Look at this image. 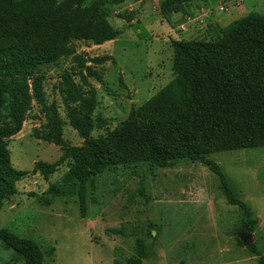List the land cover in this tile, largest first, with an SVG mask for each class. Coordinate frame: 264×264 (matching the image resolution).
<instances>
[{
  "label": "rangeland",
  "instance_id": "374dc122",
  "mask_svg": "<svg viewBox=\"0 0 264 264\" xmlns=\"http://www.w3.org/2000/svg\"><path fill=\"white\" fill-rule=\"evenodd\" d=\"M251 15L264 18V0H0V47L40 61L28 78L22 127L4 140L14 171L5 179L16 193L3 202L0 229L35 242L44 264H126L138 256L142 264H258L238 241L245 213L227 202L215 173L188 159H155L117 133L132 110L180 109L169 89L177 83L175 41H220ZM91 139L108 150L86 183L83 210L78 162L65 151L84 149L88 171ZM232 145L214 143L208 158L264 222V146ZM39 163L52 172L35 170ZM53 187L62 195L50 196ZM258 228L252 237L263 254ZM0 264L26 262L0 241Z\"/></svg>",
  "mask_w": 264,
  "mask_h": 264
},
{
  "label": "trees",
  "instance_id": "16d2710c",
  "mask_svg": "<svg viewBox=\"0 0 264 264\" xmlns=\"http://www.w3.org/2000/svg\"><path fill=\"white\" fill-rule=\"evenodd\" d=\"M173 46L177 83L169 89L181 99L180 109L168 115H156L157 105L132 110L117 131L118 136L138 143L155 159L171 164L188 159L207 166L219 177L227 202L245 213L241 234L253 235L259 219L232 191L221 166L208 155L214 143L234 144L231 149L264 146V18L251 15L233 23L217 42L175 41ZM39 65V60L27 57L20 48L0 47V211L4 200L16 193L5 179V175L14 171L4 140L22 127L30 103L28 78ZM35 82H39L35 94L41 96L39 77ZM180 82L183 86H179ZM87 118L89 120V116ZM75 126L83 131L80 121ZM219 135L225 137L221 139ZM43 138L59 145L63 143L53 135ZM86 150L92 163L88 171L85 170L84 149L65 151L66 157L71 156L78 162L76 173L83 210L86 183L104 166L108 147L105 141L91 139L87 141ZM52 167L39 163L35 170L49 175ZM60 194L62 192L55 187L49 191L53 197ZM0 241L21 255L26 264H44L43 253L32 240L0 229ZM247 248L257 257L258 264H264V255L255 243ZM126 264H142L141 258L130 259Z\"/></svg>",
  "mask_w": 264,
  "mask_h": 264
},
{
  "label": "crops",
  "instance_id": "0c3cea01",
  "mask_svg": "<svg viewBox=\"0 0 264 264\" xmlns=\"http://www.w3.org/2000/svg\"><path fill=\"white\" fill-rule=\"evenodd\" d=\"M260 204L261 205H264V202L262 203L261 201H260ZM252 209H253V211L255 212V214H256V216L258 217V219H259V228H258V230L261 232V234H262V236L264 237V222H263V220H262V216L260 215V214H258V212L255 210V208L252 206L251 207ZM260 215V216H259ZM255 241V240H254ZM262 253H263V255H264V251H262ZM254 260H256L255 259V256H254ZM257 261V260H256Z\"/></svg>",
  "mask_w": 264,
  "mask_h": 264
},
{
  "label": "water",
  "instance_id": "95a60500",
  "mask_svg": "<svg viewBox=\"0 0 264 264\" xmlns=\"http://www.w3.org/2000/svg\"><path fill=\"white\" fill-rule=\"evenodd\" d=\"M239 239H241V241L243 242V244L248 247L249 245L254 243V239L252 237V235H243L241 234L239 236Z\"/></svg>",
  "mask_w": 264,
  "mask_h": 264
}]
</instances>
